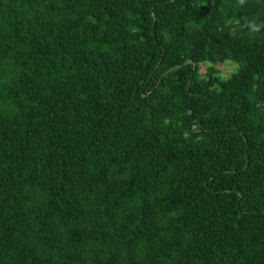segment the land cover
Instances as JSON below:
<instances>
[{
  "label": "trees",
  "instance_id": "obj_1",
  "mask_svg": "<svg viewBox=\"0 0 264 264\" xmlns=\"http://www.w3.org/2000/svg\"><path fill=\"white\" fill-rule=\"evenodd\" d=\"M0 264H264V0H0Z\"/></svg>",
  "mask_w": 264,
  "mask_h": 264
},
{
  "label": "rangeland",
  "instance_id": "obj_2",
  "mask_svg": "<svg viewBox=\"0 0 264 264\" xmlns=\"http://www.w3.org/2000/svg\"><path fill=\"white\" fill-rule=\"evenodd\" d=\"M218 72L223 76L227 77L235 70V65L232 62L225 61L223 63H218L216 65ZM205 71V64L200 65L199 73H203Z\"/></svg>",
  "mask_w": 264,
  "mask_h": 264
},
{
  "label": "clouds",
  "instance_id": "obj_3",
  "mask_svg": "<svg viewBox=\"0 0 264 264\" xmlns=\"http://www.w3.org/2000/svg\"><path fill=\"white\" fill-rule=\"evenodd\" d=\"M242 2L243 0H239V3H242ZM253 30H258V27L257 26L253 27Z\"/></svg>",
  "mask_w": 264,
  "mask_h": 264
}]
</instances>
